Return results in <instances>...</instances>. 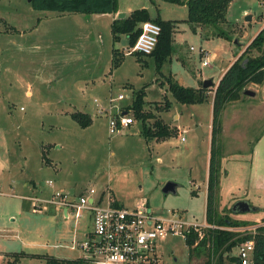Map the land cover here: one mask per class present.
I'll return each instance as SVG.
<instances>
[{"label":"rangeland","instance_id":"374dc122","mask_svg":"<svg viewBox=\"0 0 264 264\" xmlns=\"http://www.w3.org/2000/svg\"><path fill=\"white\" fill-rule=\"evenodd\" d=\"M262 2L233 0L227 23L194 34L184 22L188 18L185 5L118 0L121 14L148 9L154 18L179 24L172 62L161 72L154 57L143 56L138 62L136 56L127 55L110 76L113 47L122 53L129 47L126 36L114 42L111 15L35 11L29 0H0V183L5 193L0 195V251L28 254L16 264L80 257L71 246L74 237L85 231L84 222L76 225L57 208L34 213L22 198L40 192L49 196L53 192L49 181L54 182V190H110L124 206L147 200L160 215L177 212L188 221L204 223L215 88L235 54L243 50L239 58L243 56L264 28ZM202 48L210 52L208 67L202 65ZM170 77L190 88L202 87L206 80L216 85L208 89L205 103L183 105L169 91ZM126 83L135 89L125 88ZM110 84L114 97L133 95L132 101L122 104L124 109L133 105L136 92L145 89V111L155 117L147 121V127L161 119L177 129V135L147 139L136 117L130 129L110 134L109 118L98 116L95 105L96 99L105 104ZM246 90L256 96L231 102L222 112L217 204L219 217L253 228L264 225V84H249ZM167 102L172 103L170 111L165 110ZM75 106L91 115V126L82 128L71 118V112H79ZM183 128L188 130L185 143L180 137ZM253 149L256 154L251 157ZM30 181L37 186L34 192L23 187ZM169 182L178 185L176 194L163 192ZM241 200L251 202L258 211L235 215L232 207ZM233 253L237 255L238 250ZM158 254L160 264L205 261L191 260L186 242L173 236L159 242ZM13 255L9 261L15 260ZM8 262L0 257V264Z\"/></svg>","mask_w":264,"mask_h":264},{"label":"trees","instance_id":"16d2710c","mask_svg":"<svg viewBox=\"0 0 264 264\" xmlns=\"http://www.w3.org/2000/svg\"><path fill=\"white\" fill-rule=\"evenodd\" d=\"M170 3L185 5L188 8V18L184 22L191 26L194 34L201 32L202 28L227 23V14L233 0H165ZM31 6L35 11L56 12L59 14H97L116 15L119 12L118 0H31ZM264 18V15H263ZM146 22H154L161 26L162 33L154 53L157 69L161 72L164 64L170 60L174 52V33L178 21H166L160 16L152 18L148 9H139L131 12L123 19H115L112 22V35L115 43L120 42L122 36L128 39V46L133 47L142 33V25ZM219 37L223 35L219 34ZM258 51L259 57H253L251 53ZM137 57L142 55L136 54ZM125 54L119 49L113 50L112 68L118 69ZM169 91L176 102L183 105H198L209 100L208 89L203 85L199 89L184 87L172 77L168 79ZM249 84H264V28L248 46L247 50L222 76L215 88L213 97V120L211 135V150L209 160V177L207 184L206 221L210 226H216L203 232L191 233L187 240L190 259L204 258L202 264H234L238 261L232 256L234 250L243 242L255 240V264H264V225L257 228V234L253 237L247 233L230 231L247 226V223L234 221L230 217H219L218 199L220 186V172L222 150L219 137L222 133L221 116L225 107L231 102L245 98L244 92ZM145 89L136 92L132 109L138 121L143 125L142 134L145 138L165 140L177 135V129H172L161 119H156L152 127H147V121L155 118L145 111ZM171 102H167L166 111H170ZM71 118L82 128L92 125L90 115L82 112L71 113ZM45 157V155H44ZM233 212V211H231ZM26 253L14 254V261L8 264H16L21 256ZM34 256V255H32ZM49 264H85L82 260H61L48 258Z\"/></svg>","mask_w":264,"mask_h":264},{"label":"built area","instance_id":"2783aa9c","mask_svg":"<svg viewBox=\"0 0 264 264\" xmlns=\"http://www.w3.org/2000/svg\"><path fill=\"white\" fill-rule=\"evenodd\" d=\"M264 8V0L262 2ZM162 29L154 22H146L142 26V33L133 47H128L126 55L139 54L151 56L159 42ZM191 50H195L194 47ZM199 54L204 57L202 65H210L208 53L201 49ZM131 96L119 94L110 97L103 104L95 100L98 116L109 118L110 134L129 129L136 122L132 109H124L122 104L126 100L132 101ZM186 128L180 129L181 142H187ZM53 192L49 196L43 193L30 197H22L29 202L30 210L34 213L49 212L51 208L62 211L66 219H73L76 225L85 224V231L74 237L71 249L81 253L77 260L85 264H160L158 254L159 242L169 236L179 237L186 244L191 233L201 236L205 230L215 229L205 220L196 224L188 221L180 213L169 212L167 216L158 214L147 200L136 201L133 206L121 204L110 190L98 192L89 187L82 192L54 190V182H48ZM0 195H5L0 183ZM257 228H229L230 231L247 233L253 237ZM238 259L234 264H255V240L243 242L238 248Z\"/></svg>","mask_w":264,"mask_h":264},{"label":"crops","instance_id":"0c3cea01","mask_svg":"<svg viewBox=\"0 0 264 264\" xmlns=\"http://www.w3.org/2000/svg\"><path fill=\"white\" fill-rule=\"evenodd\" d=\"M119 14H121V11L119 10V12H118V14H116V15H114V14H112L111 15V17H112V22L115 20V19H117L118 18V15ZM129 14H126V17L128 16ZM152 16V15H151ZM152 18H154L153 16H152ZM16 31L17 32H20L21 33V31H19V30H17L16 29ZM23 34V33H22ZM115 48L113 47V49H112V58H111V67H110V71H109V73H108V75H110V76H112V74H113V72H114V70H117V69H113L112 68V61H113V50H114ZM202 49H204V48H202ZM207 53H208V58H210V52L207 50V49H204ZM242 52H243V50H240V52L238 53H236L235 54V58H234V62L239 58V56L242 54ZM125 54V53H124ZM126 54H125V57L123 58V62H122V64H121V66L124 64V62H125V58H126ZM131 56H136L137 57V55L135 54V55H131ZM143 57V56H142ZM142 57H137V60H138V62H140V61H142ZM171 59V58H170ZM178 60H181L180 58H177ZM202 59V62L204 61V57H202L201 58ZM168 62H172L171 60H169ZM168 62H166L165 64H167ZM164 64V65H165ZM233 65V64H232ZM120 66V67H121ZM120 67L118 68V69H120ZM164 67V66H163ZM163 69V68H162ZM225 74V73H224ZM223 74V75H224ZM222 75V76H223ZM222 76H221V78H222ZM221 78H220V80H221ZM111 80H113V79H111ZM220 80H219V82H220ZM219 84V83H218ZM217 84V85H218ZM216 85V86H217ZM127 86H130L132 89H135V87H134V85H132V84H130V83H126V84H124V87L126 88ZM185 87V86H184ZM128 88V87H127ZM131 88H128V89H131ZM200 88V87H199ZM198 87H195V89H199ZM113 84H110V87H109V90H107V92L105 93V96L103 97L104 99L103 100H105V103H106V101H108V99L110 98V97H114V92H113ZM147 94V93H146ZM246 96V95H245ZM251 98H254V97H251ZM76 107V106H75ZM76 109L77 110H75V111H79V112H82V113H86V112H84V110H81V109H79L78 110V108L76 107ZM72 113V112H71ZM70 113V114H71ZM86 114H88V115H90L89 113H86ZM91 116V115H90ZM92 121H93V119H92ZM132 127V126H131ZM130 127V128H131ZM129 128V129H130ZM254 150L255 149H253V151H252V154H251V157H253V155L254 154H256V152L254 153ZM23 187L25 188V189H30L31 190V192H34V191H36V189H37V186H36V184L34 183V182H24V184H23ZM40 193H43V192H40ZM22 197H27V196H22ZM238 202V201H237ZM250 214H255V213H250ZM242 215H245V214H242ZM15 253H18V252H6V253H4V252H1L0 251V257L3 259V261L5 262V261H9L8 259H9V257H10V255L11 254H15Z\"/></svg>","mask_w":264,"mask_h":264},{"label":"water","instance_id":"95a60500","mask_svg":"<svg viewBox=\"0 0 264 264\" xmlns=\"http://www.w3.org/2000/svg\"><path fill=\"white\" fill-rule=\"evenodd\" d=\"M29 2L31 3V0H29ZM126 17V14H119L118 19H123ZM216 84L214 83L213 80H206L203 83V88L204 89H209L213 86H215ZM244 95L249 96V97H255L256 93L246 90L244 92ZM177 189H178V185L174 182H169L165 185L163 192L165 194H176L177 193ZM232 211L235 215H242V214H250V213H255L258 211V208L253 206L251 204V202L246 201V200H241L236 202L233 207H232Z\"/></svg>","mask_w":264,"mask_h":264}]
</instances>
